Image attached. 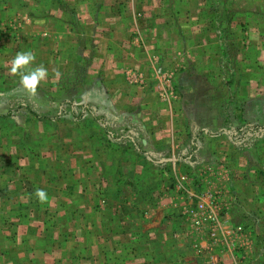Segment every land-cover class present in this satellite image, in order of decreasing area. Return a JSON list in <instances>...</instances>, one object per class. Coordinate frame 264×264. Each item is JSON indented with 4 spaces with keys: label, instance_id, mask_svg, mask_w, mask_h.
I'll list each match as a JSON object with an SVG mask.
<instances>
[{
    "label": "crops",
    "instance_id": "0c3cea01",
    "mask_svg": "<svg viewBox=\"0 0 264 264\" xmlns=\"http://www.w3.org/2000/svg\"><path fill=\"white\" fill-rule=\"evenodd\" d=\"M41 2L47 5L44 7L45 15L42 17L44 22L49 24L43 27L34 25L41 16L31 17L29 18L31 26L26 34L29 37L40 35L43 38L56 37L58 41H62V54L59 49L60 57L58 58L49 47L44 49L47 60L45 67L54 75H51L52 77L48 75L44 80L48 85H45L47 91L44 92L45 99H42L43 111L40 113L39 101L26 93L19 97L23 100H20L17 105L10 104L9 118L15 120L18 114H25L28 115V121L35 126L39 118L36 114L51 119L62 118L69 111L72 116H82L72 113L76 109L74 105L73 109H67L71 106V101H69L71 103L60 101V97H55L61 92L60 87L65 84L63 82L65 78L57 79L55 73L59 71L65 76L73 66L77 69L86 63L87 58L90 63L89 72L86 80L83 81L93 87L91 98L98 96L101 91L106 92L111 106L117 102V105L122 103L123 107L129 109L124 116L132 119L139 116L138 125L139 129H142V134L135 135L141 139L139 145L136 146L137 143L134 141L129 143L128 141L123 143L112 141L117 148L118 145L122 146L124 159H127L129 155L126 150L135 152L136 165L140 166L147 162L171 164V166L189 165L188 158L176 155V151L182 148L184 143L179 144L176 148L180 147L176 149L169 135L171 134L175 139L176 128L181 129L185 125L186 118H201L205 116V110L206 116L209 117L207 120L210 121L211 114L222 108L220 103L218 106L214 103L213 106L211 105V87L218 86L225 76H232L235 70L241 69L238 64H250L252 59L258 58L256 55L261 47V44L256 41L261 37L260 29L251 25L253 15H246L247 10H244L245 14L239 17L235 15V11L232 15H228V6L221 0H71L72 6L80 11L75 16L74 23L84 26V31H79V34L73 26H70L69 31H57L56 27L49 22L52 10L55 11L58 6L64 7L69 3L68 0L53 2L57 8L52 7V3L47 0H26L23 1L22 7L30 10ZM6 3L8 6L12 2L7 0ZM38 9L39 7L34 9V13ZM226 24H229L228 28ZM38 29L42 32L38 33ZM242 33L250 39L255 38L251 41L248 52H244V49L240 50V45L238 46L235 42L227 44L230 37L235 40L241 37ZM78 41L83 42V45L79 46ZM232 44L237 48L238 53L234 52L235 50L231 51ZM63 49L66 50L63 51ZM128 70L142 74L147 81L146 88L127 84L125 75ZM166 73L173 75L172 86L176 99L161 101L159 88L162 86V75ZM6 76H8L7 73L2 78ZM5 79L9 83L13 82L14 86L10 89L12 92L18 80L9 76ZM97 86L99 88H96ZM0 95H7V93L2 92ZM10 96L13 97V94ZM24 100L27 104L21 103ZM86 111L83 106L81 112L86 114ZM202 123H204L203 120ZM168 127L171 129H167ZM19 128L33 129V126L27 124ZM146 129L148 137L143 135ZM200 130L208 135V129ZM42 132L48 135L50 129H42ZM113 134L110 133L109 139L115 138ZM182 135L187 138L186 132ZM49 136H52V133ZM141 136L149 141L146 142ZM129 137L130 134L125 135L123 139ZM164 138L170 139L172 147V150L169 149L170 154H167L169 151L163 154L157 146V142L161 143ZM78 143L82 146H72L76 151L74 155H69L70 148L64 147L61 155L64 159L62 163H51L46 160L51 167L44 164L43 159L41 162L37 161L38 163L32 162L30 151L27 157L16 155L19 159L16 158L13 163L8 162L14 172L20 168L22 173L10 178L15 181L14 185L8 179L6 186L0 191V195L5 193L12 195L0 211L1 214L11 211L6 219L7 226L3 225V230H11L18 252L22 251L24 246L31 247V250L24 259L18 258L19 256L10 258L9 255L7 261L17 260L22 264L23 261L28 260L31 263L40 264L59 249L61 261L67 262L70 257L68 254H74L71 260L82 262L88 259L91 263L100 260L96 263L100 264L102 260L98 258L101 255L98 252L100 248L102 251L105 248L108 256L107 264H131L134 261L142 264H177L178 252L182 253V257L184 255L185 258L193 261L188 264H196L198 254L204 253L207 246L214 245L215 242H211L206 230L207 233L197 231L187 220V205H181L182 209L174 210L181 215V218L170 217L171 219L167 222L168 232L165 229L161 232L155 230L154 234L149 233L151 239L148 238L145 228L149 227L147 225L149 222L156 219V215L152 218L144 215L146 218L136 224L140 226V229L144 225L143 233L138 236V239L135 238L137 235H132L131 226L127 224V221L120 227L119 223L105 219L107 209L101 195H106L108 192L102 194L105 187L102 186V176L97 175L101 163L97 160L94 141L87 138L85 142L82 140ZM10 145L12 149H18L15 143ZM198 146L200 145L197 143L195 147ZM90 156L91 158L87 159ZM125 162L127 161L124 160L122 163ZM142 176L143 171L139 179ZM36 189L45 190L49 199L41 203L34 195ZM93 198H97L94 204L91 201ZM235 203V206L230 207L229 215L234 216L237 207ZM173 204L178 206L177 202ZM171 207H169L170 212ZM33 212L37 214V218L43 215V221H31ZM107 214H110V210ZM56 216H58V222L51 221ZM174 220H178L179 227L173 224ZM184 220L186 223L182 224ZM239 224L242 223L239 222ZM120 229L126 234L122 232L119 234ZM169 237L171 240L168 242ZM137 240L138 245L135 248L134 244ZM181 243H183L182 247L179 246ZM168 247L169 250L166 251ZM39 253L43 255V260L40 259Z\"/></svg>",
    "mask_w": 264,
    "mask_h": 264
},
{
    "label": "rangeland",
    "instance_id": "374dc122",
    "mask_svg": "<svg viewBox=\"0 0 264 264\" xmlns=\"http://www.w3.org/2000/svg\"><path fill=\"white\" fill-rule=\"evenodd\" d=\"M9 1L12 3L6 6L7 0H0V74L7 73L9 77H15L18 84L15 83L13 91L10 92V89L14 86L13 82H7L5 78H8V76L5 78H2L3 75L0 76V93H7V95H0V174L2 175L0 178V191L4 189L8 179L22 173L20 168H17L14 172L10 163L8 165V162L13 163L16 158L19 159L16 155L27 157V153L30 151L32 152V162H41L43 159V163L50 166L49 163H46V160L51 161V163H62L64 161L61 158L64 147H69L68 154L74 155L76 151L72 146H82L78 142L82 140L85 142L87 138H90L94 141L97 160L101 163L97 175L103 177H101L102 186L105 188L102 194L108 192L106 195H101L107 213L110 210V214L106 213L105 219L119 223L120 227H122L123 222L127 221V224L129 223L128 225L131 226L132 235H137L135 238L138 239V236L143 233L144 225L140 229V226L138 225V227L136 224L146 217L150 216L152 218L153 215H156V219L149 222L147 224L149 227L145 228L148 238L151 239L149 233L154 234L155 230L161 232L162 229L168 232L167 225L169 224L167 222L171 218L176 219L181 216L174 210L182 209L181 205H187V208H197V202L204 192L213 191L214 193L221 189L224 193L222 197L213 194L209 202L213 205H219L221 201L223 206L232 207L237 200L235 203L237 207L234 211L235 217L229 215L230 223L232 225L242 223L248 228L254 241L251 250L237 252L236 257L242 259V264H264V33L261 31V26L264 27V0H221L228 6V15H232V12L235 11L236 14H234L239 17L245 14L246 10V15H253L251 25L260 29L261 37L256 41L261 44V47L256 55L258 58L250 59L252 61L250 64H238L241 69L235 70L232 76H225L218 86L211 87V105L214 103L218 106L220 103L222 108L220 111L218 109L213 113L211 111L210 121L207 120L209 117L206 116L205 110V116L203 115L201 118H186L183 129L176 128L175 134L177 137L175 139L172 138L169 131L171 140L164 138L161 143L157 142V146L160 147V152L163 154H166L169 149L172 150L171 143L175 148L184 143L182 148L178 147L179 150L176 151V155L188 158L189 163H186L189 165L184 164L181 166H171V164L169 166L163 163L162 165L159 163L151 164L150 162L145 163L143 166L136 165L135 152L128 150L126 152H129V157L127 156V159H124L122 146L118 145L117 148L113 141L115 143L134 141L137 143L136 146L139 145L141 139L135 137L136 134H142V129H139L138 125L139 116L135 115L137 117L133 119L124 116L129 109L123 107L122 103L117 105V102L114 106H111L106 92L101 91L98 96L91 98L93 87L83 81L86 80L89 72L88 65L90 63L87 58L86 63H83L77 69H74L73 66L65 76H60V79L65 78V80L63 79L65 84L60 87L61 92L55 96L60 97V101L72 102L67 109H73L74 105L77 110L75 109L72 113L82 116H76V118L69 111L62 118L50 119L43 117L41 114H36L37 118L39 116L38 122L40 124L36 120L35 126L28 121V115L25 114H18L15 120L10 119L8 115L9 107L12 104L17 105L20 100H23L19 97L27 93L20 86L19 75H13L10 72V61L16 53L30 50L35 55L32 66L40 64L45 66L47 60L44 49L49 47L51 52L59 58L60 51L62 54V41H58L56 37L43 38L41 35L29 37L26 34L31 26L29 25V18L31 17L41 16L34 25L43 27L49 24L44 22L42 16L45 14L40 11L42 8L47 7V5H44L45 3L41 2L42 4L39 3L28 10L26 7H22L23 1L26 0ZM68 1L69 3L66 2L67 7L52 10L49 22L56 27L57 31H69L70 26H73L79 34V31H84V26L80 23H78L80 26L75 24L74 18L80 11L72 6L71 0ZM37 7L39 9L34 13L33 10ZM31 12L32 14H30ZM226 25L228 28L229 24ZM27 26L28 28H26ZM37 31L38 33L39 31L42 32L40 29ZM244 34L242 33V36L237 37L235 40L230 37L227 44L235 42L242 47L239 46L240 50L244 49V52H248L251 41H254L255 38L250 39ZM78 44L82 46L83 42L78 41ZM230 49L239 52L233 44ZM244 52H242L243 55H245ZM52 59L55 60L56 58ZM48 73L49 77L54 75L50 69ZM227 73L230 74L229 71ZM45 85L48 84L43 81L38 86L36 94L32 95L36 101H39L40 113L43 111L41 105H43L42 99H45L44 92L47 91ZM100 89L102 88L100 87ZM11 94H13V97L10 96ZM21 103L27 104V101L24 100ZM83 106L88 114L81 112ZM142 119L144 120V118ZM202 120L204 123H202ZM146 122H149V120H146ZM27 124H31L33 129L19 128ZM42 129H50L49 134L42 132ZM167 129L170 130L171 128L168 127ZM200 129H208V135L202 133ZM184 132L187 133V138L182 135ZM51 133L52 136H49ZM110 133H114V139L112 137L109 139ZM128 134H130V137L123 139ZM143 135L148 137L147 129L143 132ZM141 138L145 140L143 136ZM145 141L147 142L149 139L146 138ZM11 143L18 145L17 151L14 148L12 149ZM197 143L200 146L196 148ZM167 154H170V151ZM90 158L91 156L87 159ZM124 160L127 162L122 163ZM142 171L143 176L139 179ZM212 173L214 176L210 178ZM130 179L131 181H129ZM10 182H13V185L15 184L12 179H10ZM11 196L6 193L0 195V211L3 210L1 208L6 205V200ZM96 200L97 198H93L91 200L92 204L96 203ZM173 202H177L178 206H174ZM170 206L173 210L171 212L169 210ZM10 212L8 210L6 214L0 213V228L2 229L0 230V264H20V261L17 260L7 261V257L9 255L10 258L11 256H19L18 258L22 257L24 259L31 250V247L24 246L23 249L20 248L22 251L18 252L14 245L11 230H3V225L7 226L5 223ZM58 216L51 221L58 222ZM30 220L34 222L43 221V215H39V218H37V214L33 212ZM177 221L174 220L173 224L179 227ZM185 223L184 220L182 224ZM121 232L126 234L120 229L119 234ZM170 240L169 237L168 242ZM135 243L134 246L137 248L138 240ZM181 245L183 243L179 244V246ZM175 248L177 250L176 246ZM56 250L57 252L54 255H51L50 258L48 257L49 259H45L40 264H96L100 261H93L92 263L88 259H84L82 262L74 261L71 260L74 258V254H68L70 257L67 262H64L60 260L59 249ZM168 250L169 247L166 251ZM162 251L165 252V250ZM234 253L235 250H230L229 245L217 240L214 245L207 246L204 253L198 254L199 258L195 263L234 264L231 256ZM98 254H101L98 256L102 260L100 264H107L108 256L105 248L103 251L100 248ZM39 256L43 260L41 253H39ZM176 256L177 264L182 262L184 264L193 263L184 255L182 257L180 252ZM12 259L15 258L12 257ZM22 264L34 263L26 260ZM131 264L142 263L134 261Z\"/></svg>",
    "mask_w": 264,
    "mask_h": 264
},
{
    "label": "built area",
    "instance_id": "2783aa9c",
    "mask_svg": "<svg viewBox=\"0 0 264 264\" xmlns=\"http://www.w3.org/2000/svg\"><path fill=\"white\" fill-rule=\"evenodd\" d=\"M125 77L127 84L130 86L139 88H146L147 86L146 79L140 73L128 70ZM172 79L173 75L171 73L162 75V86L159 88L161 92V101L176 99L175 90L172 86ZM212 176H214L213 173L210 175V178H212ZM213 194H216L217 197H222L224 193L221 189L215 191L214 193L213 191L209 193L204 192L197 202V208H186L187 220L196 228L197 231L201 232L206 230L209 234L211 242L219 240L223 241L226 245H229L230 250H235V253L231 254L234 264H242V259L236 257L235 254L237 252L240 253L242 251L251 250L254 243L252 234L243 224L238 223L232 225L230 223L231 219L228 214L230 209L229 206H223L221 201L219 202V205H213L209 202Z\"/></svg>",
    "mask_w": 264,
    "mask_h": 264
},
{
    "label": "clouds",
    "instance_id": "9594fccd",
    "mask_svg": "<svg viewBox=\"0 0 264 264\" xmlns=\"http://www.w3.org/2000/svg\"><path fill=\"white\" fill-rule=\"evenodd\" d=\"M34 60V53L29 50L16 53L10 61V72L13 75H19L20 86L30 95L36 94L38 86L49 75L48 69L43 64L33 67ZM60 75L59 71L55 73L57 79H59ZM34 195L41 203L49 199L47 192L43 189H36Z\"/></svg>",
    "mask_w": 264,
    "mask_h": 264
},
{
    "label": "trees",
    "instance_id": "16d2710c",
    "mask_svg": "<svg viewBox=\"0 0 264 264\" xmlns=\"http://www.w3.org/2000/svg\"><path fill=\"white\" fill-rule=\"evenodd\" d=\"M55 1H57V0H50L49 2L52 3V7L57 8V6L53 3V2H55ZM60 7H63V6H58V8H60ZM64 7H67V5H65ZM40 11L45 12V8H42ZM261 31L264 33V27H263V26H261ZM141 217H142V216H141Z\"/></svg>",
    "mask_w": 264,
    "mask_h": 264
}]
</instances>
